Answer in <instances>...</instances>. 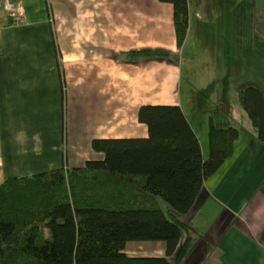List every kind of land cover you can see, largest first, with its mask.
<instances>
[{"label":"crops","instance_id":"0c3cea01","mask_svg":"<svg viewBox=\"0 0 264 264\" xmlns=\"http://www.w3.org/2000/svg\"><path fill=\"white\" fill-rule=\"evenodd\" d=\"M13 1L24 6L25 23L13 25L0 7V184L103 159L94 140L148 138L139 121L145 105L180 106L206 158L181 102L176 63L194 20L206 22L216 6L227 10L226 2L188 0V35L178 48L169 2ZM150 50L172 59L130 56ZM230 118L239 130L234 153L181 216L199 240L180 262L169 257L170 264H264V142L250 119L242 128ZM154 246L146 254L125 252L166 256L165 244Z\"/></svg>","mask_w":264,"mask_h":264},{"label":"trees","instance_id":"16d2710c","mask_svg":"<svg viewBox=\"0 0 264 264\" xmlns=\"http://www.w3.org/2000/svg\"><path fill=\"white\" fill-rule=\"evenodd\" d=\"M174 5L178 48L189 30L188 0ZM170 58L165 51L131 52ZM264 142V93L239 92ZM139 121L146 139L94 140L103 159L53 169L0 184V264H170L187 257L199 240L182 219L204 183L233 155L239 130L220 107L209 111V157L180 106L145 105ZM184 239L183 244L182 240ZM131 241H164L165 257H133Z\"/></svg>","mask_w":264,"mask_h":264},{"label":"rangeland","instance_id":"374dc122","mask_svg":"<svg viewBox=\"0 0 264 264\" xmlns=\"http://www.w3.org/2000/svg\"><path fill=\"white\" fill-rule=\"evenodd\" d=\"M213 1L226 2L227 10L216 6L206 22L194 20L176 63L181 102L202 137L206 158L210 153L209 112L202 109L221 107L243 128L250 118L239 104V92L254 87L264 93V0H209ZM160 243L166 249L164 241H131L126 251L146 254L143 249H155Z\"/></svg>","mask_w":264,"mask_h":264},{"label":"built area","instance_id":"2783aa9c","mask_svg":"<svg viewBox=\"0 0 264 264\" xmlns=\"http://www.w3.org/2000/svg\"><path fill=\"white\" fill-rule=\"evenodd\" d=\"M0 7L3 13L11 19L13 25H22L25 23V9L21 3L13 0H0ZM2 40L0 27V46Z\"/></svg>","mask_w":264,"mask_h":264}]
</instances>
